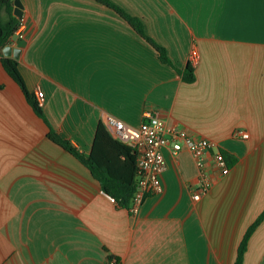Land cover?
<instances>
[{
	"label": "crops",
	"instance_id": "obj_1",
	"mask_svg": "<svg viewBox=\"0 0 264 264\" xmlns=\"http://www.w3.org/2000/svg\"><path fill=\"white\" fill-rule=\"evenodd\" d=\"M19 1L24 38L0 54V264H233L264 210V0H109L143 21L174 68L96 0ZM192 48L193 84L176 72ZM4 56L18 61L42 117ZM146 109L236 159L199 201L190 187L210 172L212 150L203 170L187 148L164 149L162 192L133 214L48 138L53 129L90 155L106 116L140 127ZM244 264H264V221Z\"/></svg>",
	"mask_w": 264,
	"mask_h": 264
},
{
	"label": "trees",
	"instance_id": "obj_2",
	"mask_svg": "<svg viewBox=\"0 0 264 264\" xmlns=\"http://www.w3.org/2000/svg\"><path fill=\"white\" fill-rule=\"evenodd\" d=\"M96 1L104 4V6L123 17L130 27L139 36L145 39L154 50H156L161 62L174 68L165 48L148 36L143 21L140 18L129 14L126 10L109 0ZM3 11H6L8 14L5 22L1 19ZM13 12L14 0H0V54L4 48L9 45V40L13 37L19 27L20 20L14 17ZM1 63L9 76L22 89L28 102L34 108L33 110L35 113L42 117L43 113L40 104L25 87V81L19 72L18 61L4 56ZM194 70L195 68L193 64L189 61L185 69H176V72L181 76L183 82L193 84L196 80ZM48 138L54 144L74 155L79 162L85 165L100 183L102 190L115 199L118 203V207L129 210L136 190V182H138V176L140 175L136 163L137 154L132 147L113 139L103 123L98 124L93 150L90 155L80 152L70 141L59 137L53 129L48 133ZM221 151L230 167L237 162L234 156L226 151ZM263 221L264 210L249 226L247 232L244 233L233 264H244V257L248 251L250 238L252 234L257 231ZM114 258L116 257L109 256L106 264H109V261ZM116 260L119 264V260L117 258Z\"/></svg>",
	"mask_w": 264,
	"mask_h": 264
},
{
	"label": "built area",
	"instance_id": "obj_3",
	"mask_svg": "<svg viewBox=\"0 0 264 264\" xmlns=\"http://www.w3.org/2000/svg\"><path fill=\"white\" fill-rule=\"evenodd\" d=\"M22 27L23 20L21 19L16 33L9 40V45L14 46L17 39L24 38ZM198 60V50L192 48L189 61L193 66H196ZM36 96L38 99L44 98V94L40 90L37 91ZM104 125L113 139L132 147L137 154L136 163L140 175L138 182H136L132 204L129 207V211L133 214L139 212L140 206L143 205L148 196L162 192L161 175L167 171L164 149L176 156L184 148H187L196 158L197 166L203 170H205V154L213 151L210 172L201 174L199 184L190 187L195 201H199L202 196L208 193L217 176L224 177L231 170L222 151L216 148L211 140L206 137H194L182 127L168 125L156 109L144 111L143 122L140 127L129 126L112 115L104 118ZM235 136L242 139L249 138V134L242 131H236ZM107 197L115 201L111 195L107 194ZM109 264H118V262L114 258L109 261Z\"/></svg>",
	"mask_w": 264,
	"mask_h": 264
},
{
	"label": "water",
	"instance_id": "obj_4",
	"mask_svg": "<svg viewBox=\"0 0 264 264\" xmlns=\"http://www.w3.org/2000/svg\"><path fill=\"white\" fill-rule=\"evenodd\" d=\"M14 17H16L17 19H21V17H23V6L20 3L19 0H14ZM4 53L6 55H11V48L10 46H7L4 48Z\"/></svg>",
	"mask_w": 264,
	"mask_h": 264
},
{
	"label": "rangeland",
	"instance_id": "obj_5",
	"mask_svg": "<svg viewBox=\"0 0 264 264\" xmlns=\"http://www.w3.org/2000/svg\"><path fill=\"white\" fill-rule=\"evenodd\" d=\"M5 14H2L1 18L4 19Z\"/></svg>",
	"mask_w": 264,
	"mask_h": 264
}]
</instances>
